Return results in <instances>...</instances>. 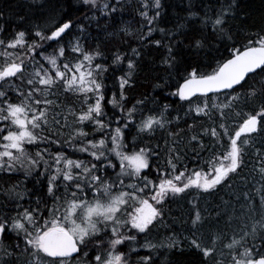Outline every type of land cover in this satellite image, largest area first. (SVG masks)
<instances>
[{
    "label": "snow or ice",
    "instance_id": "snow-or-ice-1",
    "mask_svg": "<svg viewBox=\"0 0 264 264\" xmlns=\"http://www.w3.org/2000/svg\"><path fill=\"white\" fill-rule=\"evenodd\" d=\"M79 3L81 7L77 11L85 12L87 19L88 14L95 16L97 12L109 16L116 11L119 0L116 5L108 0H79ZM141 7L145 10L140 15L148 25L161 14V0H144ZM237 7V0H227L211 18L216 50L219 51V45L223 44L228 52L227 56L213 57L215 66L197 63L177 71L172 45L167 47L168 55L163 60L182 80L169 95L180 102H188V113H195L194 121L201 116L212 121V125L201 132H193L189 140V143L195 142L204 148L202 135L213 138L212 156L206 161L210 171H193L189 175H186L187 169L177 171L181 156L175 147H169L164 169L157 165L155 177L150 179L146 171L152 170L150 153H159L138 147L135 142L131 146L126 143L124 130L130 125L135 124L139 133L153 134L170 122L165 119L167 104L157 114H141L138 122L136 113L143 110H138L137 105H143L145 101L137 100L131 107L126 106L124 90L126 86H132L136 67L131 58L127 60V71L118 77L119 94L113 93L106 99L103 73L108 67L94 63L103 53L98 49L85 50L80 43L81 37H76L75 42L61 43L72 34L74 23L71 18L47 30L37 25L34 33L18 30L10 38H0V122L3 123L0 126V171L8 174L22 171L26 179L32 177L37 184L42 178L46 180V196L37 195L34 206L25 207L19 203L24 195L17 191L18 184L9 190L10 196L15 192L12 197L14 208L0 209V253L8 257L4 264H134L133 253L136 254L135 264H155L153 252L161 249L183 252V245L173 237L156 242L148 239L152 230L163 223L166 202L192 188L204 192L216 189L244 164L246 149L255 139L252 134H264V29L246 35L243 40L238 39L227 26L228 18L235 16ZM149 9H155L152 16L148 15ZM203 23L208 26L207 17ZM76 27L82 35L86 32L82 23ZM152 31L149 27L148 35ZM45 42L56 44L53 52L47 55ZM154 43L159 46L161 41ZM210 45L211 41L205 35L191 41L188 47L199 54V50L206 47L211 50ZM52 46L48 44V47ZM67 49L76 54L71 60L66 56ZM132 52L139 56L135 48ZM37 57L46 61L48 67L39 63ZM122 63L124 56L115 54L112 64ZM13 78L20 80L21 85L26 84L27 89L13 88ZM58 88L77 95L82 101L79 114L68 113L74 117V123L94 125L93 132L107 130L106 135L98 141L79 139L76 143L78 138L88 136L83 128H76L75 135L70 133L61 141L58 137L60 129L67 127V115L56 113L55 102L49 99ZM9 91L16 92V99L9 96ZM217 94H224L227 102L216 104L214 97ZM242 98L245 102L259 99L258 110L243 114L235 112L242 118L230 132L227 121L232 113L226 110L234 111V102ZM106 105L116 111L109 115ZM213 109L219 113V121L214 119ZM58 116L63 117L64 124ZM113 123L115 127H112ZM57 125L60 127L53 132L51 128ZM194 127V124L188 125L189 129ZM168 135L176 137L179 133L169 131ZM53 144L57 146L55 151L50 150ZM65 144L75 151L87 153L91 160L71 158L63 151ZM217 144L221 149L219 154L215 151ZM28 145H35V151L26 147ZM129 147L130 151L127 150ZM260 172L264 174V167ZM261 206L264 208V195ZM193 207L192 231L185 239L201 254V264H264V211L251 227L244 224L230 237L219 229L205 236L202 227L206 217L195 205ZM12 238L14 243L5 244ZM141 239L144 240L142 244ZM138 246L147 252L140 255Z\"/></svg>",
    "mask_w": 264,
    "mask_h": 264
},
{
    "label": "trees",
    "instance_id": "trees-1",
    "mask_svg": "<svg viewBox=\"0 0 264 264\" xmlns=\"http://www.w3.org/2000/svg\"><path fill=\"white\" fill-rule=\"evenodd\" d=\"M108 2L112 5L117 4V0H108ZM143 2L144 0H119L116 11L109 16H101L97 12L95 16L88 14L86 19L85 12L77 11L81 7L79 0H0V14H2L0 15V28L3 29L0 32V38H10L18 30L34 33L37 25L47 30L62 20L71 18L74 23L72 34L61 43L66 44L68 40L74 41V38L81 37L80 43L85 50L98 49L103 53V56L97 57L94 63H103L108 67V71L103 73L106 99H110L113 93L119 94L118 77L127 71V60L131 58L136 67L132 77V86H126L124 90L127 97L125 103L127 107H131L137 100L145 101L143 105H137L138 110H143L142 113L141 111L136 113L137 122L141 114L144 116L157 114L163 110V105H169L165 119L170 122L165 124L164 129L158 128L153 134L139 133L133 124L124 130L126 143L129 146L135 142L138 147L159 153V155L150 153L152 170H146L149 178L155 177L157 165L164 169L169 147H175L181 156L180 161L177 162V171L187 169L186 175L193 171H210L206 161L212 156L213 138L210 135H202L204 148H200L195 142L189 143V140L193 132H201L204 127L212 125V121L203 116L196 117L194 121L195 113H188V102H180L177 97L169 95L170 92L175 91L177 84L182 80L175 71L167 68L163 60L168 55L167 47L169 45L173 46V55L177 59V71H182L185 67L197 63L201 65L211 63L215 66L216 61L213 57L219 58L221 54L227 56L228 52L225 51L223 44L219 45V51L216 50V41L212 39L211 35V18H214L221 5H225L227 0H161L162 7L159 10L161 14L153 21L152 25H148L144 17L140 15V12L145 10L141 7ZM237 4L236 14L228 18L227 26L232 33L237 35L238 39L243 40L246 35L264 29V0H237ZM154 11L155 9H149L148 15L152 16ZM191 13L196 15H191ZM206 17L208 18L207 27L203 23ZM81 23L86 28L83 35L76 27ZM149 27L153 29L151 35H148ZM160 29L164 31L161 32ZM205 35L211 41V50L206 47L199 50V54H197L188 47L191 41ZM155 40H160L161 44L157 46L154 43ZM49 43L53 46L48 47ZM55 46V42H46L44 44V47L47 48L45 55L52 53ZM133 48L139 52V56L132 52ZM38 51H42V49H38ZM117 53L124 56V63L115 66L112 64V59ZM66 56L71 60L74 58V53L67 49ZM37 61L48 67L47 62L41 57H37ZM202 70L204 69L202 68ZM208 70L210 71V69ZM30 71L31 68H29ZM25 75L27 77L28 73ZM13 81V88L21 86L27 89L28 87L26 84L21 85L18 79L14 78ZM158 84L161 86L156 87ZM5 87L7 88L8 85ZM9 96L16 99V92L9 91ZM51 99L56 102L55 112L67 115L68 119H74L72 115H68L70 111L79 114L82 107V101L77 95L65 92L63 89H56L55 95H51ZM195 99L194 97L193 100ZM214 102L216 104L226 103L227 97L224 94H217L214 97ZM259 104V99L245 102L242 98L240 101L234 102L235 110H226L232 113L227 121L230 132L234 131L242 118L236 116L235 112L243 114L253 109L258 110ZM106 111L112 115L116 110L112 109L111 105H106ZM213 112L215 113L214 119L219 121V113L215 109ZM51 114L50 112L49 115L51 116ZM177 116L180 117L179 120L176 119ZM57 118L60 121L63 120L62 116ZM189 124H194L195 127L189 129ZM0 126H3L2 122H0ZM73 126L78 128L81 125L73 123ZM115 126L113 123L112 127ZM57 127L60 126L52 127L51 130L55 132ZM94 127L91 124L82 125L81 128L88 132L87 138L82 139L98 141L106 135L107 130L93 132ZM60 130L58 138L61 141L68 138L70 133H74L67 127ZM169 131L178 132L179 135L171 137L168 135ZM218 131L222 130L218 129ZM62 134L64 135L61 136ZM252 135L255 139L246 149L244 164L236 174H231L214 190L202 192L192 188L166 202L163 223L158 224L152 230L148 239L156 242L173 237L183 245L184 250L180 252L175 249H161L159 252H153L155 264H201V254L192 249L188 240L185 239V237H190L192 231L193 205L206 217L202 227L205 236L219 229L226 231L230 237L233 231L239 232L244 224L251 227L257 220H260L261 212L264 211L261 206V196L264 195V174L260 172V169L264 167V134L254 133ZM79 139L76 143H79ZM174 141H178V143H174ZM224 142H227V137L224 138ZM67 146L66 144L63 146V151L71 158L91 160L87 153H80L70 147V151L64 150ZM26 147L32 152L36 149L35 145ZM41 147H47V145H41ZM56 148L57 146L53 144L50 150L55 151ZM71 150L73 151L71 152ZM127 150L130 151L131 148L129 147ZM215 151L217 154L221 151L218 144L215 145ZM113 161L119 163L114 157ZM17 184L19 185L17 191L24 195L19 203L25 207L34 206L37 195L46 196V180L43 178L41 183L37 184L32 177L26 179L23 172L8 174L0 171V209L14 208L12 197L15 196V192L10 196L9 190ZM89 198H91L90 195ZM252 208H255L256 211L252 212ZM143 242L144 240L141 239L140 243ZM11 243H14V238L5 241V244ZM138 251L140 255L147 252L146 249L139 246ZM218 258L226 259V257ZM0 259L4 262L8 257L0 253ZM132 260L135 264V253L132 255Z\"/></svg>",
    "mask_w": 264,
    "mask_h": 264
},
{
    "label": "rangeland",
    "instance_id": "rangeland-1",
    "mask_svg": "<svg viewBox=\"0 0 264 264\" xmlns=\"http://www.w3.org/2000/svg\"><path fill=\"white\" fill-rule=\"evenodd\" d=\"M75 39V38H74ZM73 42H75V40L73 41ZM46 43V42H45ZM48 43V42H47ZM75 55L76 54H74V57H75ZM0 60H2V58H0ZM14 79V78H13ZM49 99H51V96H49ZM53 100V99H52ZM54 101V100H53ZM55 104H56V102H55ZM61 123L63 124L64 123V119L61 121ZM73 123H74V119H68L67 118V129L68 130H70V131H73L74 133H73V135H75V127L73 126ZM82 126V125H81ZM81 126H79L78 128H81ZM64 128V127H63ZM61 131V130H60ZM64 134H62L61 136H63ZM80 139H82V138H80ZM64 150H69L70 151V148L67 146ZM73 150H71V152H72ZM74 153V152H73ZM119 170V169H118ZM22 172V171H21ZM195 189V188H194ZM195 190H197V189H195ZM198 191H202V190H198ZM202 192H204V191H202ZM122 247V249L124 250V251H126L127 249L126 248H123V246H121ZM0 264H4V262L2 261V259H0Z\"/></svg>",
    "mask_w": 264,
    "mask_h": 264
}]
</instances>
